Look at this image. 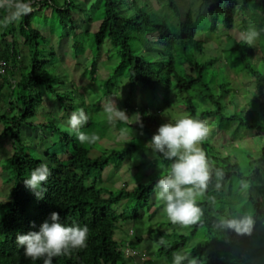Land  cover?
<instances>
[{
    "label": "trees",
    "instance_id": "trees-1",
    "mask_svg": "<svg viewBox=\"0 0 264 264\" xmlns=\"http://www.w3.org/2000/svg\"><path fill=\"white\" fill-rule=\"evenodd\" d=\"M97 1L103 3V18L94 34L96 51L101 50L106 39L112 47L120 49L119 65L114 70L113 75L117 76L124 71L127 73L128 92L123 100V107L129 115L139 114L136 115L139 119L137 128L146 140L150 141L152 135L165 122L160 117L159 111L148 110L145 107L134 109L135 107L131 106V102L133 97L135 99L136 87L139 84L141 85L140 89H148L154 92L157 87L164 83L160 73L161 66L156 67L153 62L148 61L145 53L141 51L142 43L140 44L139 41L143 31L154 33L158 46L170 56L165 65L166 73L172 74L175 80L172 88L184 102L191 117L195 118L196 115V109L191 100V92L199 91L202 93L206 89L212 93L218 92V95L205 96L201 94L199 97L206 102L208 99L213 108L202 113L203 119L206 116L205 120H214L215 125L219 127L226 121L233 126L237 125L247 130L256 131L259 137L264 134V73L260 72L251 62L254 57L253 45L249 46L242 39L240 41L233 39V44L229 47L236 54L235 61H241L243 69L253 78V90L251 91L253 101L248 104V107L255 109V115H251L253 114L252 111L249 114L248 111L245 115L248 120H245L244 107L239 112L234 113L227 110L230 105L236 104L235 93L229 103L221 102L222 98L228 97L229 94L225 92L226 86L218 82L219 70L221 69L215 66L218 60L217 56L204 63L199 62L200 64L196 61L188 62L189 74L178 75L174 71L171 57L174 51L180 53L193 51L195 54L202 55L204 50V44L195 39L196 31L189 13L180 22V32L173 33L165 21L157 19L156 14L148 12L149 4L147 2L140 3L141 6H138L136 0H94V2ZM202 1L207 5V13L212 23L215 25L216 20L221 17L222 25L227 30L233 28V19L239 10L244 14L245 9L250 5H256L260 11L264 12V0H240L239 5L237 0ZM166 5L170 9L175 8L172 0H168ZM31 6L33 11L30 14L6 27L0 26V124H4L3 130L0 132V139L9 138L12 145V153L4 167L10 174L7 182L12 186L7 200L0 203V264H43L42 260L33 262L26 259L24 250L18 247L15 240L17 233L26 234L30 231H39L41 224L48 219L52 212H58L61 222L66 226L76 223L80 226L86 225L89 228L87 246L73 251L69 256L54 258L53 264H137L134 256L123 252V245L121 246L118 240L113 239L114 233L118 229V231H123L122 224L130 221L131 224L127 225L126 229H132V235L128 236L130 238L128 245L131 251L134 252L136 246L142 243V232L138 228L141 217L144 215L141 213L144 208L148 207L150 197L154 192L153 187L159 177L152 176L146 185H136L131 190L120 189L112 192L104 187H99V185L102 173L105 167L109 165L110 160H116L118 164L122 163L126 152H130L131 148L144 150V145L132 144L131 148L125 151L117 153L112 151L107 156L90 158L88 149L84 146L78 147L67 135H64L60 137V142H64V146L61 145L62 152L71 149L70 146L72 147V154L67 160L61 161L56 153L49 151L45 152L39 159L27 154L26 148L28 146L23 138L22 126L36 115V108L41 100V93L38 89L43 88L53 96L56 93L53 87V79H50L45 71L47 62L44 59L41 61L42 58H40L39 53V50L45 52L44 48L49 46L50 42L32 26L35 16L42 7H52L62 29H71V37L74 40L72 43L74 55H79L81 50L74 38L75 21L72 13L76 7L72 0H64L62 7H57L55 0H32ZM79 10L78 7L76 11ZM7 14L5 9L0 8V20H3ZM152 18L156 19V25L151 27ZM86 23L91 24L90 18H87ZM245 25L246 19L243 20V26L245 27ZM260 37L264 40L263 32ZM18 38L29 56L28 67H25V57L24 55L22 57L19 51ZM48 52L45 55L53 56L52 52ZM209 64H214L216 75L213 74L208 80L206 68ZM113 75L109 76L107 82L113 78ZM225 75L227 79L228 76L226 73ZM164 85L165 96L162 98V104L164 108H167L171 87L168 83ZM202 88L204 89L202 90ZM54 98L59 102L62 99L66 100L65 107L70 108V100L66 97L60 98L57 95ZM25 125L27 124L25 123ZM55 131H57L56 128ZM201 149L206 154L210 168L211 178L208 186L214 183L217 171L221 173L220 175L225 181H230L232 177L238 182L251 180L242 173L240 165L233 163L229 157L223 159L217 153L212 154L211 148L206 144L202 145ZM247 157L252 159L248 154ZM260 158L262 161L264 160V147L261 150ZM157 160L164 166L170 167L171 165V161L162 157H157ZM40 163H46L49 166L51 175L47 184L42 186L47 189L44 198L38 200L25 187L24 180L29 178L31 170ZM251 170L254 169L251 168ZM260 173L258 169L255 170V174ZM204 196V199L197 201L203 213L201 220L198 224L190 226L188 236L180 235L178 240L168 242L164 246H158L156 255L165 259L168 264H172V253L181 249L187 239L193 237L199 229H206L208 235L219 232L220 228L213 225L219 217H222L225 207L229 211V217L236 218V211H230L231 202L226 203L225 207L217 208L216 203L210 198V194L206 190ZM131 199L136 200V208L130 212L125 210L116 213L114 207L122 201ZM250 202L253 203V200L250 199ZM253 206L255 216L260 219L264 218V206L257 203H253ZM225 232L229 233V237L236 234L234 230L230 229H225ZM225 241L230 242V238L226 236ZM206 250L207 246H199L192 249L187 256L201 260ZM137 254L141 264H150V260L146 259L144 254ZM211 254L204 257V260L209 264H225L224 260L221 261L218 258L217 253ZM248 262L250 259L246 258V264Z\"/></svg>",
    "mask_w": 264,
    "mask_h": 264
},
{
    "label": "rangeland",
    "instance_id": "rangeland-1",
    "mask_svg": "<svg viewBox=\"0 0 264 264\" xmlns=\"http://www.w3.org/2000/svg\"><path fill=\"white\" fill-rule=\"evenodd\" d=\"M72 1L76 7L72 16L75 21L74 38L81 47L79 55H74L72 44L74 40L71 37V29H62L52 7H42L32 23V26L50 42V47L46 46L45 52L39 50V53L40 58H42L41 61L44 59L47 62L45 71L48 77L53 79L55 96L69 99L70 108L65 107L66 100L56 101L55 96L50 95L43 88L38 89L41 93V100L36 108V115L25 122L27 125L24 123L25 126H22L23 138L28 146L26 148L27 154L39 159L45 152L49 151L56 153L59 160H67L72 154V147L70 146L71 149L62 152L61 145L64 146V142H60V137L64 135H67L78 147L84 146L88 149L90 158L107 156L112 151L122 152L131 148L132 144L144 145V150L131 148L130 152H126L122 163L118 164L116 160H110L109 165L105 167L102 173L99 187L116 192L120 189L131 190L136 185H146L152 176L160 178L162 174H167L169 166L161 164L156 155L146 148L149 141L137 128L139 119L135 114H128L132 118L123 122L115 118L110 120L109 114L104 112L103 106L110 100L120 110H124L123 100L128 92L127 73L124 71L117 76L113 75L114 70L119 65L120 49L112 47L107 39L104 41L101 50L96 51L94 34L103 18V3L101 1L94 2V0ZM167 1L136 0L138 6H141L140 3L147 2L149 4L148 12L156 14L157 19L165 21L173 33L180 32V22L189 13L196 31L195 39L204 44L202 55L195 54L193 51L188 53L174 51L171 55L174 71L178 75L189 74L188 62L204 63L217 56L218 60L215 66L221 69L219 70L218 82L226 86L225 92L229 94L228 97H223L221 102L229 103L235 93L236 104L230 105L227 109L228 112H239L244 107L245 120H248L245 116L248 111L249 114L252 111L253 114L251 115H255V109L248 107V104L253 101L251 93L253 80L246 71V74L241 72V61H239L240 63L235 61L236 54L229 47L233 44V39L236 41L244 40L241 34L249 29H255L258 32L264 29V12L260 11L256 5H251L245 9L244 14L239 10L233 19V28L227 30L222 25L221 17L216 20L215 25L212 23L207 13V5L202 0H172L175 5L174 9H170L166 5ZM63 3L64 0H55L57 7H62ZM237 3L239 5L240 0H237ZM78 7L80 10L76 11ZM143 11L145 10L143 9ZM87 18H90L91 24L86 23ZM245 19L246 25L244 27L243 20ZM154 25H156V19L152 18L150 26ZM19 40L18 38V43H20ZM139 42L142 43L141 51L145 53L148 61L153 62L156 67L161 66L160 73L163 83L170 84L169 106L164 108L162 104V98L165 96L164 84L157 87L154 92L148 89H140L141 85L139 84L136 87L135 99L133 97L131 106L135 107L134 109L145 107L148 110L159 111L160 117L165 123H176L184 118L205 121L208 127V135L198 146L201 148L202 145L206 144L211 148L212 154L217 153L223 159L229 157L233 163L240 165L245 177L251 179L249 182H238L232 177L230 181H225L221 175L215 174L214 183L206 189L217 208L225 207L226 203L231 202L230 211H236V218L250 217L253 223L249 232L243 234L236 232L235 236L229 237V233L225 232V229L220 228L219 232L208 235L207 230L201 228L193 237L188 238L184 246L178 251L188 255L192 249L205 245L207 250L202 259L199 260V264H209L204 260V257L212 255L211 253H217L218 258L221 261L224 260L225 264H246V258L250 259L248 264H264V218L260 219L255 216L253 206V203L264 206V160L262 161L260 158L261 150L264 147V134L259 137L256 131L247 130L237 125L233 126L226 121L220 124V129L219 126L215 125L214 120H205L206 116L203 119L202 113L209 111L212 105L208 99L206 102L199 97L201 94L205 96L218 95V92L212 93L206 89L202 93L199 91L191 92L192 104L196 109L195 118L191 117L184 102L172 88L175 84L172 74L166 73L165 65L170 56L158 46L156 36L152 32L143 31L140 34ZM252 45L255 56L251 62L256 68L259 66V71L264 73V62L259 59L264 57V40L259 35ZM44 50L42 49V51ZM19 51L21 56L24 55L25 57V67H28L29 56L21 43L19 44ZM48 51L52 52L54 57L45 55L49 53ZM215 66L209 64L206 68L208 80L213 74L216 75ZM225 66L227 68H224ZM225 73L228 76L227 79ZM112 75L113 78L107 82L109 76ZM79 108H84L89 116V122L81 130L86 133L95 132L99 136V140L94 144L80 143L75 134L68 129L67 121L71 113ZM53 127L57 129V132ZM3 128L4 124L1 123L0 132ZM121 129H126L127 135L121 136ZM223 132L225 133L223 134ZM11 153L10 139H0V203L7 200L12 186L7 182L10 174L4 169ZM247 154L250 155L251 160ZM256 169L261 173L255 174ZM204 197L203 192L197 197V201H201ZM250 199L253 200V203L250 202ZM136 207V200L131 199L122 201L114 207V210L116 213L125 210L130 212ZM163 207V202L158 203L155 192H153L148 207L144 208L142 213L140 212L144 215L141 217L140 227L137 226L142 232V243L136 246L133 253L131 249L124 250V252H129L134 256L137 264H141L137 253L144 254L146 259L150 260V264H168L165 259L156 255L158 249L156 242L160 237H164L166 243H170L178 240L180 235L188 236L190 232V227L184 228L178 224L173 225L164 214ZM222 217L231 219L227 207H225ZM129 224H131L130 221L122 224L124 230L121 232L118 229L114 233L113 239L118 240L121 246L130 239L126 229ZM226 236L230 238V242L225 241Z\"/></svg>",
    "mask_w": 264,
    "mask_h": 264
},
{
    "label": "clouds",
    "instance_id": "clouds-1",
    "mask_svg": "<svg viewBox=\"0 0 264 264\" xmlns=\"http://www.w3.org/2000/svg\"><path fill=\"white\" fill-rule=\"evenodd\" d=\"M31 4L32 0H27V2L25 0H0V8L8 13L3 20H0V26L6 27L30 14L33 11ZM262 32L264 29L259 32L249 29L241 35L245 43L251 46ZM259 59L263 61V57ZM241 72L245 73L243 67ZM103 110L109 114L110 120L115 118L127 122L132 118L126 110H120L111 100L103 106ZM88 122L89 116L84 108L73 111L67 121L69 131L74 133L82 144H94L99 140L95 132L86 133L81 130ZM120 135H127V130L121 129ZM207 135L208 127L205 121L184 118L176 123L162 124L146 145V148L157 157L171 161L167 174L160 176L153 191L157 202H163V212L173 225L178 224L188 228L198 224L201 220L203 213L197 203V197L207 189L211 176L206 154L198 145L206 139ZM220 174L219 171L216 172L217 176ZM50 175L49 166L46 163H40L31 170L29 178L24 180L25 187L38 200L43 199L47 189L42 186L47 184ZM252 223V219L247 216L231 219L219 217L213 226L243 234L249 232ZM127 231L130 237L132 229H127ZM88 234L89 228L86 225L80 226L73 223L71 226H66L61 222L60 214L52 212L41 224L39 231H30L26 234L17 233L15 242L24 250L26 259L33 262L42 260L43 264H53L54 258L69 256L73 251L86 247ZM156 243L157 246H164L166 240L160 237ZM125 249L130 250L128 242L123 245V252ZM185 261L187 264H199L197 258H189L181 251L172 253V264H185Z\"/></svg>",
    "mask_w": 264,
    "mask_h": 264
},
{
    "label": "crops",
    "instance_id": "crops-1",
    "mask_svg": "<svg viewBox=\"0 0 264 264\" xmlns=\"http://www.w3.org/2000/svg\"><path fill=\"white\" fill-rule=\"evenodd\" d=\"M133 253V252H132Z\"/></svg>",
    "mask_w": 264,
    "mask_h": 264
}]
</instances>
